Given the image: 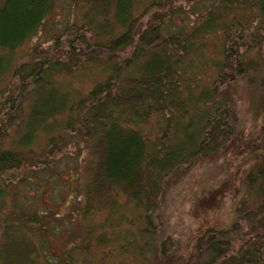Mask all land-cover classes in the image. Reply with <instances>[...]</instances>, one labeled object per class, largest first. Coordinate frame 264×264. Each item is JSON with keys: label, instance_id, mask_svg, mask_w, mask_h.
<instances>
[{"label": "trees", "instance_id": "obj_1", "mask_svg": "<svg viewBox=\"0 0 264 264\" xmlns=\"http://www.w3.org/2000/svg\"><path fill=\"white\" fill-rule=\"evenodd\" d=\"M59 1L69 17L52 21ZM256 47L264 48V0H0V264H107L109 255L126 264L124 254L155 264L170 253L156 213L162 195L174 174L221 153L236 133L231 99L216 85L248 74L261 123L253 148L237 153L252 157L235 218L203 231L201 249L179 264H264V77L252 80L259 62L243 58ZM67 147L86 175L64 214L7 204L20 183L50 187L51 172L78 175L58 163ZM123 207L134 234L119 229ZM96 215L99 224H77L52 255L49 225ZM117 242L118 256L93 253Z\"/></svg>", "mask_w": 264, "mask_h": 264}, {"label": "rangeland", "instance_id": "obj_2", "mask_svg": "<svg viewBox=\"0 0 264 264\" xmlns=\"http://www.w3.org/2000/svg\"><path fill=\"white\" fill-rule=\"evenodd\" d=\"M57 4L59 11L51 16L52 21H55L54 19L59 15L63 20L66 16L69 17L66 3L64 1L60 3L59 1ZM176 19L179 22H183L178 18ZM206 39H209V37ZM218 41V35L213 34L210 36V43L207 46L208 51L204 52L207 59L205 69L207 68L209 74L212 73V68L208 66H211L218 56ZM23 54H26V44L16 49V56L18 58ZM243 58L251 61L255 59L259 62L256 63L257 70L258 68L261 70L253 75L255 79L252 80H257L256 77L258 76L264 77L263 47H256L246 51ZM233 71H236V68ZM248 77H252V75L248 74L242 81L235 79L234 82H231L230 78L226 79L224 83L216 85L217 95L220 99H231L230 111L232 116L236 118L237 131L236 133L234 131L231 135L230 140L221 153L217 155L205 154L197 160L190 170L178 172L169 180V187L167 186L169 189L163 193L164 200L163 202H159L160 204L158 209H156V213L160 216L158 221L159 232L163 233L165 248L169 251L171 250V252L155 260L157 261L155 264H179L182 259L191 258L197 254V251L203 245L200 241L203 231H212L215 228L224 227L235 218L233 210L243 194V177L250 164L249 159L252 157L246 156L242 159V157L237 156V153H247L253 148L254 140L259 134L261 123L260 97L256 94L255 88H250L253 87L255 82L247 79ZM81 145L82 143H79V146ZM84 148H86V145ZM64 150L66 151V155L61 156L58 163L66 162L72 166L74 165V171L78 175L76 174L73 177V174L62 170L54 173L51 172L50 176H54L56 180L50 187L45 183L42 184L41 188L39 186H32L29 182L20 183L21 189L18 195L10 196L7 204L9 205L11 202L16 201L15 206L19 207L29 201L39 206L44 212L53 209L58 214H64L71 204V198L75 194H79L81 187L80 179H83L86 175L84 159L80 156L75 157L79 154L76 152L77 150L70 152L68 147ZM76 153L78 154L75 155ZM75 164L80 167L75 166ZM78 170H81V172L79 173ZM45 177H48V175L45 174L43 179ZM34 181L38 184L41 183L39 178H35ZM127 214H129L128 210L123 207L118 221L119 229L120 231L123 230L122 234H134L132 227L123 225ZM101 220L102 217L96 215L90 221H82L78 217L73 226L68 221L63 222L65 220L60 221L61 223L59 222V224L52 223V225H49L48 239L52 255L59 256L62 254L66 247L68 234L73 231L75 233L74 229L77 224L87 226V222L99 224ZM71 226L72 228L69 232ZM70 242L81 245L84 241L79 242V239H75ZM70 242L67 243V247H69ZM108 248L114 254H117V256L121 252L117 242L111 243V245H107L104 248H95L93 253H95V256H102ZM76 253L80 255L79 250ZM131 257L124 254L121 256V259H124L126 264H135V261ZM164 257H166V261L161 262ZM104 258L107 264H116L115 260L117 257H110L109 255L107 258ZM80 260H82V257Z\"/></svg>", "mask_w": 264, "mask_h": 264}]
</instances>
